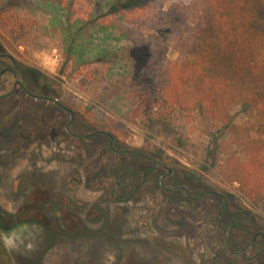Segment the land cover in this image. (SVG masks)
Returning <instances> with one entry per match:
<instances>
[{"label": "rangeland", "instance_id": "374dc122", "mask_svg": "<svg viewBox=\"0 0 264 264\" xmlns=\"http://www.w3.org/2000/svg\"><path fill=\"white\" fill-rule=\"evenodd\" d=\"M170 1L0 0V55L13 59L0 58V73L14 70L0 77V226L13 264H264V255H230L216 224L226 205L221 225L239 207L247 217L228 246L247 258L257 251L249 243L264 233V184L246 177L244 161L264 157V123L231 97L205 116L134 111L133 88L177 53L170 42L161 56L130 40L106 26L108 14L161 12ZM254 7L264 12V0L247 2ZM91 14L104 25L80 32L75 21ZM257 48L264 66V40ZM15 80L28 94L18 85L2 97ZM194 92L189 85L178 98L190 105ZM165 174V188L187 192L164 190Z\"/></svg>", "mask_w": 264, "mask_h": 264}, {"label": "trees", "instance_id": "16d2710c", "mask_svg": "<svg viewBox=\"0 0 264 264\" xmlns=\"http://www.w3.org/2000/svg\"><path fill=\"white\" fill-rule=\"evenodd\" d=\"M250 0H171L161 12L146 7L111 8V26L137 43H151L161 56L167 42L177 53L175 60L151 66L145 80L133 88L138 116L156 107L175 106L186 116L216 114L225 108L223 98H230L241 111L255 114L264 123V66L258 60V46L264 40V12L259 7L247 9ZM114 7V6H112ZM1 14V10H0ZM96 15L77 20L80 32H97L104 25ZM131 26L132 29L128 27ZM192 85L196 98L182 103L178 93ZM257 149L264 152V140ZM249 175L264 184V157L244 161ZM254 173V174H252ZM250 177V176H249ZM253 192L260 191L259 184ZM264 188V187H262ZM0 226V264H13L2 240Z\"/></svg>", "mask_w": 264, "mask_h": 264}, {"label": "flooded vegetation", "instance_id": "af4514ba", "mask_svg": "<svg viewBox=\"0 0 264 264\" xmlns=\"http://www.w3.org/2000/svg\"><path fill=\"white\" fill-rule=\"evenodd\" d=\"M6 55L5 54H2L0 55V58H3L5 57ZM7 60H10V61H13V59L11 58V56L7 55L6 56ZM8 73H11L13 74L14 73V70L12 68H5L3 71H1L0 73V77L1 75H4V74H8ZM21 86V88H23L22 90H24V86L22 83L18 82V81H14L13 83V89L11 90L10 93H8L7 95L5 96H2V97H7V96H11L15 89L17 88V86ZM25 91V90H24ZM26 92V91H25ZM28 94V92H26ZM1 98V97H0ZM95 134H97V132H95ZM95 134H90V135H81V136H78V137H90L92 135L95 136ZM123 153H133L134 152H130V151H122ZM153 162L157 163L159 166H161L162 168L166 169V166L158 161H155L154 159H151ZM168 176V174H165L164 176H162V178L160 179V185L161 187L164 189V190H169V191H176V190H181L183 192H187L184 188H181V187H175V188H170V189H167L163 186V180L164 178H166ZM216 195H219L218 193L216 192H212ZM221 196V195H219ZM222 197V196H221ZM223 198V197H222ZM224 199V198H223ZM228 210L229 208L227 207V205L225 206V209H223L218 215H217V218H216V224L217 226H219L221 229H226L228 234H227V238H226V242H225V248L227 249V251L229 252L230 255H233V256H237L239 255L241 259L245 260V261H253V260H256L258 258H260L261 256L264 255V233L262 232H258L256 233L253 238H252V242L249 243V246L251 248H254V249H257V251L253 254V256L251 257H246V248L243 247V246H238L235 250H231V248H229L228 246V240L231 236V233L233 232V228H236L240 222L242 221V219H239V216H241L242 214H244V217L243 219H245L247 217V214L244 213L241 209H239V207H236L234 209V215L232 217H230L223 225L220 224L219 222V218L228 213Z\"/></svg>", "mask_w": 264, "mask_h": 264}, {"label": "clouds", "instance_id": "9594fccd", "mask_svg": "<svg viewBox=\"0 0 264 264\" xmlns=\"http://www.w3.org/2000/svg\"><path fill=\"white\" fill-rule=\"evenodd\" d=\"M6 242L10 244L11 243V238H8Z\"/></svg>", "mask_w": 264, "mask_h": 264}, {"label": "water", "instance_id": "95a60500", "mask_svg": "<svg viewBox=\"0 0 264 264\" xmlns=\"http://www.w3.org/2000/svg\"><path fill=\"white\" fill-rule=\"evenodd\" d=\"M49 100H51V101H53V102H56V100H55V99H49Z\"/></svg>", "mask_w": 264, "mask_h": 264}]
</instances>
